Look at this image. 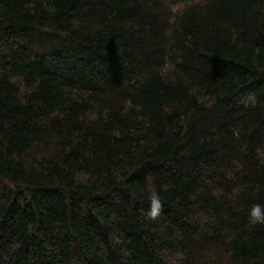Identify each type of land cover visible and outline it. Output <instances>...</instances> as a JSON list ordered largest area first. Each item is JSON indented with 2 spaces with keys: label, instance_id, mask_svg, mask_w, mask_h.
Returning <instances> with one entry per match:
<instances>
[{
  "label": "trees",
  "instance_id": "1",
  "mask_svg": "<svg viewBox=\"0 0 264 264\" xmlns=\"http://www.w3.org/2000/svg\"><path fill=\"white\" fill-rule=\"evenodd\" d=\"M254 204L264 0H0V264H264Z\"/></svg>",
  "mask_w": 264,
  "mask_h": 264
},
{
  "label": "clouds",
  "instance_id": "2",
  "mask_svg": "<svg viewBox=\"0 0 264 264\" xmlns=\"http://www.w3.org/2000/svg\"><path fill=\"white\" fill-rule=\"evenodd\" d=\"M163 201L160 193L153 187L148 191V204L146 215L149 219H156L161 215ZM249 222L252 224H264V206L254 204L248 212Z\"/></svg>",
  "mask_w": 264,
  "mask_h": 264
}]
</instances>
